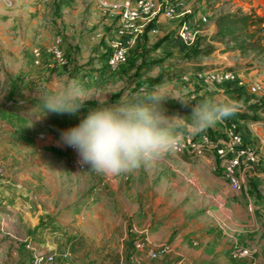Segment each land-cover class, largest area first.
I'll list each match as a JSON object with an SVG mask.
<instances>
[{"label":"rangeland","instance_id":"obj_1","mask_svg":"<svg viewBox=\"0 0 264 264\" xmlns=\"http://www.w3.org/2000/svg\"><path fill=\"white\" fill-rule=\"evenodd\" d=\"M221 1L207 0L205 5L208 11L217 10L209 17L208 21L210 25L214 23L215 30L200 36L198 42L194 45L186 46L185 51L180 53L168 51V53L163 52L165 51L163 48L152 51L158 41V37L151 36L148 39L145 37L139 39L134 47L143 48L144 46L146 48V50L139 53V56L146 61V67L144 68L147 71L140 73V77L136 76V72L130 66L129 68L126 67V70H120V68L114 71L110 70L107 77L94 74L87 75L85 73L86 70L100 69V59L105 56L104 53L109 48V43L104 41H100L98 45H93L85 43L83 40L85 37H91L97 29L96 25H89L93 16V13L89 14L91 11L82 16L80 23L75 22L67 25L62 20L63 15L55 2L52 5H47L42 11H38L35 8L34 3L36 2H33L31 9H29L27 4L22 5L11 25L12 32L9 33L10 41H8V47L0 46V81L3 82V86L0 85V109L10 110L12 114L6 118V122L17 126L16 134L13 137L25 144L13 145L12 147L1 144L0 148H2L3 159L9 163V166L10 164L15 165V162L9 160V158L21 155L29 146H32L33 150H28L27 154L29 152L35 153L41 161L38 166H35L34 162L23 166L27 162L24 159L25 162L22 163V167H20L21 164L18 165L19 172L17 176L21 177L22 184L20 187H16L18 192L14 193L10 198L9 196L4 197L3 194L0 202L7 201L9 204L12 203L13 206L0 209V215H6L4 218L7 217V219H13L12 216L14 215L15 219H26L30 222L36 221V233L53 232L61 236V234L67 233V226L77 223V220L83 217L86 220L91 219L94 221L95 219L92 217L93 211H87L88 207L94 202L96 204L102 201L104 205L98 208L101 209L104 216L102 215L97 223L102 226L100 232L107 235L112 229V224L118 223V220L121 219L120 213H124L129 198L135 196L131 194V188L148 187L150 190L148 198L153 201L156 196L154 190L157 187L161 189L160 186L165 187L162 183L163 175H166V187L170 188L171 192L179 194V190H183L182 197L187 196L184 203L188 206L209 203V194L206 193L207 189L204 187L199 192L195 191L194 187H197L198 184L208 185V180L204 177H201V179L200 177L195 178L193 175H196V173H190L192 170H175L176 174H174L173 172L169 173L171 169L163 167L162 164L146 168V176L143 174V168L136 170V172L134 171L135 174L132 172L123 175L97 174L89 170V166L85 170H79L75 165V154L71 147L64 145L60 137L63 131L77 126L81 120L86 118L90 110L86 107L87 105H84L76 114L49 112L43 109L37 96L38 89H44L54 82L75 79L92 88L94 94L101 97V99L106 98L108 105H115L120 101L136 102L144 90L151 91L157 86H162L169 94L188 102L185 105L178 100L169 99L161 105L164 113L168 116H190L194 106L201 102L199 99L204 97L205 93H209L208 88L210 85L190 79V72L193 70L186 71V66L218 61L229 47L241 49V53L245 56H250L251 51L256 56H264V33L261 26L247 27L242 22L235 21V16L232 17V15L237 12L230 11L225 6V1ZM219 3L221 4L218 5ZM72 28L75 29L74 35L77 32L79 33L78 38L80 41L78 43H76L75 37H71L74 36L71 34ZM14 38L21 42L19 50L14 49V43H16ZM3 43H5L4 38L0 36V45ZM56 48L64 54L66 59L64 65L57 62L54 54ZM36 49L40 51L38 56L35 54ZM132 50H130L129 59L131 58ZM208 50L210 54L206 55L205 53ZM249 63L251 64V62ZM211 65H215L213 69L221 68V66H216V64ZM178 69L179 73H181L178 78L156 86L142 83L148 78ZM183 74L184 76L189 75V79H183ZM87 76H90L89 80ZM95 76L99 77L96 78ZM3 88L7 90L5 91ZM215 100H217V96ZM90 101L100 104L97 99ZM13 106H18L20 110L19 108L14 110ZM86 109L88 114L84 112V110L87 111ZM248 115L257 117L251 118L252 121L263 119L261 114L249 112ZM209 129L211 131H222V125L217 123L214 127L205 130ZM199 131L202 130L191 129L190 132L197 134ZM5 167L7 170L8 167L6 165ZM185 172L188 173L187 177L183 175L180 182L176 180L174 183L175 178ZM262 172H264V169ZM175 184L176 188H174ZM248 184L250 191L253 190L260 193V189L264 187V179L260 182L250 180ZM145 194L137 193L136 196L141 200V198L146 196ZM223 194L225 197V192ZM172 196L173 194L166 196L165 202ZM231 196L235 199L233 194ZM217 200L216 203L218 202ZM210 202L213 201L210 200ZM214 208L216 211H221L220 204ZM110 212H113V217H110ZM225 212H227L226 209ZM241 213L246 217L248 225L253 223L248 222L251 218L250 214H248L249 211L247 213L246 211H241ZM82 214V217H77V215L81 216ZM4 218H0V232L8 231V228L1 225ZM59 219H64L65 223L71 224L54 227L53 222ZM110 223L112 224L110 225ZM76 228L78 227L76 226ZM252 228L255 231V228ZM79 229L85 231L82 228ZM225 229L229 232L227 227ZM117 230L119 231L118 233H121V225L117 227L115 233H117ZM30 234L32 235L33 233ZM6 236L12 237L10 235ZM27 236H29V232L25 237ZM18 238L14 239L12 237L13 241H16L12 242L18 245V250L20 251V248L23 249L29 244L30 240L29 238L27 240ZM56 239L59 240L60 238ZM79 243L81 242L79 241ZM86 245L89 244L86 243ZM243 247L248 248L247 246ZM248 249L250 253L247 257L251 255V249ZM21 256V254L18 255L15 261L24 259ZM7 260L11 261L10 259ZM82 260L86 264H94L93 256L87 259H79V261ZM10 263H13V261L0 262V264ZM245 264H248V261Z\"/></svg>","mask_w":264,"mask_h":264},{"label":"crops","instance_id":"obj_2","mask_svg":"<svg viewBox=\"0 0 264 264\" xmlns=\"http://www.w3.org/2000/svg\"><path fill=\"white\" fill-rule=\"evenodd\" d=\"M11 1L12 4H7L6 0H0V36H3L5 42L0 46L6 48L8 47V41H10L9 33L12 32L11 25L17 13L21 10L22 5L27 4L29 9H31L33 7V2H36L34 5L38 11L44 10L47 5H52V3L55 2L63 15L62 20L67 23V25H71L75 22L80 23L82 16L91 11L89 14L93 13V16L91 17V23H89V25H96L97 29L93 32L91 37H85L83 39L85 43H91L93 45H98L100 41L109 43L110 37L117 26L116 16L112 15V13H103L100 7V2L102 0ZM222 1H225V6L232 12H254L257 16L264 17V0ZM206 2L207 0H185L183 6H175L177 11L176 18L170 19L165 15H160L153 24V26L157 28L158 33L153 35L147 30L140 39L144 37L148 39L151 36H155L158 37L157 44L165 38L159 46L155 44L152 51L158 48L165 49L163 52L177 51L180 53L181 51H185L187 47L177 38L180 22L183 19H187L191 23H196L201 19V16L206 15L209 21V17L217 10L208 11L205 8ZM173 3L174 5L176 4L174 1ZM220 4L221 3L218 5ZM76 16L77 18L75 19ZM208 21L200 25L202 29L200 36L209 34L215 30L214 23L210 25ZM249 30L252 31L251 29ZM74 31L75 29L72 28V35H74ZM78 36V32L74 36H71L75 37L76 43L80 41ZM14 41H16V43H14V49L19 50L21 48V42L15 38ZM133 48V50L131 49L132 53L129 62L122 65L120 70H126V67L129 68L130 66L134 72H136L137 69H140L139 73L143 71L147 72L144 68L146 67V61L139 56V53L146 50V48L144 46L143 48ZM141 59L142 61L138 63ZM249 62H251V64ZM72 63L75 64L74 62ZM211 64L221 66V68L218 69H233L238 72L241 78L248 82H264V56H256L253 51H251L250 56H245L241 53V49L229 47L218 61H209L196 65L209 66L208 69H203V71H211ZM110 70L111 69H109L107 65V59L102 56L100 59V69L86 70L85 73L87 75L94 74L107 77ZM203 71L200 70L196 72L193 70L190 72V79L192 78L197 80V82L199 81L210 85L208 88L209 93H205L204 97H201L199 100L202 101L206 98L215 99L217 96V101H236L238 103L239 110L235 115L218 122L219 125H222V131H216L218 132L216 137H226L227 127L232 121H237L245 140L250 144H258L259 139L264 136V113H258L263 116V119L261 118L259 121H252V119L241 117L242 113L248 114L249 112L246 111L247 103L244 100H238L235 93L232 91L234 84L230 86L229 83H209L199 75ZM89 77L90 76H87L88 80ZM95 77L98 78L99 76ZM182 78L187 80L189 79V75H183ZM200 95H202V93H200ZM250 98L248 104L256 102L259 96L250 94ZM6 118H8L6 113L0 114V141H2L0 142V146L9 145L12 147L18 144L24 145L25 143L13 137L16 134L15 130H17V126H13L12 123L6 122ZM190 131L191 130H184L182 133H191ZM36 143L38 144V142ZM28 150L32 151V146L26 148V151L21 155L9 158V160L15 162V165L10 164L9 166V163L3 159V154L1 153L2 148H0V163L8 167L7 176L9 177L4 191V197L9 196L10 198L14 193L18 192L16 191V187H20L22 184L21 177L17 176L19 172L18 165L21 164L20 167H22V163L25 162L24 159L27 162L23 166L31 162H34L35 166L39 165L41 161L39 156L30 152L27 154ZM220 163V160L213 154H208L200 158H193L186 153H176L175 155L167 156L165 159L159 161L157 163L158 166L162 164L163 167L171 169L169 173L173 172L176 174L174 172L175 170H192L190 173H196V175H193L195 178H206V180H208V185L198 184L197 187H194L195 191L199 192H201V189L204 187L207 189L206 193L209 194V203L205 205H201L200 203L199 205L188 206L184 203L187 196L182 197L183 190H179V194L171 192L170 188L166 187V175H163L162 183L165 187L160 186L161 189L157 187L154 190L156 196L153 201L148 198L150 193L148 187L131 188L130 192L135 196L129 198L124 213H120L121 219L118 220V223H110V225L112 224V229L107 235L100 232L102 226L97 223L98 219L103 215L101 209L98 208L104 205L102 201L96 204L94 202L88 207L87 211H93L92 217L95 219L94 221L91 219L86 220L85 217H83L77 220V223L67 226V233L61 234V236L53 232H46L44 234L36 233V221L30 222L26 219H15L14 215L12 216L13 219H7V217L4 218L6 215L2 214L0 218L4 219L1 225L8 228V231L0 232V262H30L36 251H43L54 257L52 261H46L45 264H86L85 261H79V259H87L92 256L94 258V264H245L247 261L248 264H264V187L260 189V193H257L253 190L250 191L248 184L250 180L260 182L264 179V172H262L264 169V162L262 161L258 164L245 167L241 175L246 184L241 192H236L231 189L228 181L223 176L222 169L219 167ZM143 174L146 176V168H143ZM187 174V172L179 174L177 176L178 178H175L174 183L176 180L180 182L183 175L187 177ZM174 188H176V184ZM137 190L139 191L137 192ZM224 192L225 197L223 194ZM137 193H143L146 196L140 200L136 196ZM169 194H173V196L165 202L166 196ZM231 194L235 196V199ZM216 199H218L217 203ZM220 199L222 200L219 201ZM210 200L213 202H210ZM218 204L221 205L220 212L216 211L214 208L217 207ZM12 206L13 204H9L7 201L0 202V209ZM225 209L227 212H225ZM241 211H246V213L249 211L248 214H250L251 218L248 222L253 223L248 225L246 217L243 216ZM83 214L81 216L77 215V217L80 218ZM112 215L113 212H110V217H113ZM66 224L71 223H65L64 219L53 222L54 227ZM120 225L121 233H118V230L117 233H115V230ZM76 226L78 228H76ZM225 227L228 228L229 232L226 231ZM252 227L255 228V231ZM113 228L116 229L113 230ZM28 232L29 236L25 237ZM30 233L33 234L31 235ZM6 235H10L14 239H17L18 236V239L23 240L29 238L30 242L23 249L20 248L19 251L18 245L16 243L13 244V242L16 241H13L14 239H12V237H7ZM56 238L60 239L57 240ZM135 238L144 239L152 246L159 247L167 245L169 250L166 254L158 257V259H151L144 251L135 250L133 244ZM79 241L81 243H79ZM86 243L89 245H86ZM235 245L247 246L251 249V255L243 260L234 259L231 256V251ZM133 253L137 254V261L131 259V254ZM20 254L24 259L15 261Z\"/></svg>","mask_w":264,"mask_h":264},{"label":"clouds","instance_id":"obj_3","mask_svg":"<svg viewBox=\"0 0 264 264\" xmlns=\"http://www.w3.org/2000/svg\"><path fill=\"white\" fill-rule=\"evenodd\" d=\"M37 99L44 110L60 114H76L88 101L99 100L103 106L91 111L77 126L63 131L60 139L77 151L81 166L87 165L102 175L129 174L155 166L175 153L183 130L214 127L239 110L236 101L206 98L194 106L188 117L168 116L161 107L163 102H188L162 86L144 90L136 102L108 105L106 98L101 99L92 88L75 79L38 89Z\"/></svg>","mask_w":264,"mask_h":264},{"label":"built area","instance_id":"obj_4","mask_svg":"<svg viewBox=\"0 0 264 264\" xmlns=\"http://www.w3.org/2000/svg\"><path fill=\"white\" fill-rule=\"evenodd\" d=\"M49 1V0H46ZM78 1V0H73ZM174 2L176 4L174 5ZM7 4H12L11 0H6ZM185 0H102L100 7L103 13L117 17V26L113 31L110 40L107 63L112 71L127 62L130 50L148 30L150 33L157 34L158 30L153 24L160 15L174 19L177 17L175 6H183ZM208 21V16H201L196 23H191L183 19L178 27L177 38L185 46L194 45L200 36L201 24ZM264 33V21L261 24ZM35 54H40L36 49ZM55 57L59 64H65L64 54L59 49L54 50ZM207 82L232 83L244 88L250 94L264 98V82H248L241 78L237 71L233 69H215L203 71L199 74ZM226 137H215L208 132L197 134L181 133V139L176 153L188 154L193 158L204 157L208 154L215 155L219 160V167L222 169L223 176L228 181L231 189L241 192L245 188V180L242 178V171L245 167L252 164L264 162V136L259 139L258 144L248 143L241 132L237 121H232L226 129ZM75 165L79 170H85L87 165L81 166L78 163V153L72 148ZM9 181L6 167L0 163V199L4 194L6 185ZM136 251H144L151 259L158 258L168 252V246H152L144 239L135 238L133 241ZM248 248L235 245L231 251L234 259H243L249 255ZM136 253L131 254V259L137 261ZM54 257L47 252L36 251L30 262H16L13 264H45L52 261Z\"/></svg>","mask_w":264,"mask_h":264},{"label":"trees","instance_id":"obj_5","mask_svg":"<svg viewBox=\"0 0 264 264\" xmlns=\"http://www.w3.org/2000/svg\"><path fill=\"white\" fill-rule=\"evenodd\" d=\"M235 16V21L237 20V21H240V22H242L245 26H247V27H249V26H261V24H262V22L264 21V18L263 17H260V16H257L254 12H248V13H234L233 15H232V17H234ZM262 29V28H261ZM200 37V36H199ZM199 37H198V39H199ZM198 39H197V41H196V43L198 42ZM163 40H165V38L164 39H162L160 42H158L157 44H156V46H159L160 45V43L163 41ZM195 43V44H196ZM109 52H110V48H108L107 49V51L104 53V58L105 59H108V55H109ZM206 55H208V54H210V52H209V50L208 51H206V53H205ZM128 60H129V57H128V59H127V62H128ZM126 62V63H127ZM125 64V63H124ZM107 65H108V63H107ZM123 65V64H122ZM122 65H120L118 68H120ZM109 66V65H108ZM186 68V71H189V70H194V71H203V69H208L209 68V66H198V65H191V66H186L185 67ZM213 66H212V70H213ZM109 69H110V67H109ZM139 70L140 69H137L136 70V76L137 77H140L139 76ZM215 70V69H214ZM179 75H181V73H179V69L178 70H172V71H170V72H168V73H162V74H160V75H157L156 77H151V78H148V79H146L145 81H142V83L144 82V83H148V85L149 86H156V85H160V84H162V83H164V82H166V81H169V80H172V79H175V78H177V77H179ZM184 75V74H183ZM182 75V76H183ZM229 85L231 86L232 85V83H229ZM232 91L235 93V96H236V98L238 99V100H244L246 103H247V105H246V111L247 112H251V113H253V114H258V113H264V98L262 97V98H258L257 100H256V102H253V103H249L248 104V102H249V100L251 99L250 98V94L247 92V90H245L244 88H242V87H239V86H237L236 84H234V87H233V89H232ZM85 105H87L86 107H88V110H90V112L91 111H93V110H95V109H97V108H99V107H102L99 103H97V102H94V101H88ZM18 109L19 107L17 106V107H14L13 106V109ZM19 110H20V108H19ZM87 110V109H86ZM88 110L87 111H85L84 110V112H88ZM1 113H6V116H11V112H10V110H8V109H0V114ZM88 114V113H87ZM241 117H243V118H249V119H251V118H257V117H255V115H253V117H251V116H249L247 113H242L241 114ZM184 131V130H183ZM202 132H208V133H210L212 136H217V134H218V132H216V131H211L210 129L209 130H202Z\"/></svg>","mask_w":264,"mask_h":264}]
</instances>
